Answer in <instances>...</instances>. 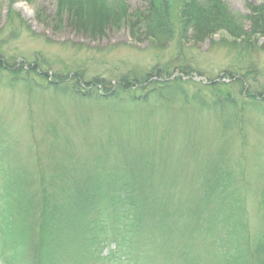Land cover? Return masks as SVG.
Returning a JSON list of instances; mask_svg holds the SVG:
<instances>
[{
    "label": "trees",
    "instance_id": "16d2710c",
    "mask_svg": "<svg viewBox=\"0 0 264 264\" xmlns=\"http://www.w3.org/2000/svg\"><path fill=\"white\" fill-rule=\"evenodd\" d=\"M21 1L30 0H8L0 29L7 33L0 39L1 89L84 106L105 124L100 129H119L125 116L134 117L130 126L142 118L145 124L173 106L211 114L235 140L245 116L264 118V89L250 81L260 53L252 37H264V7L253 9L246 32L221 0H145L135 10L125 0H57V26L67 17L90 40L125 28L156 61L146 74L127 71L111 81L86 79L84 71L69 67L49 74L46 61L35 57L17 62L5 47L22 34L33 36L12 9ZM219 32L231 38L219 42L235 58L206 85L185 82L199 87L188 94L174 73L200 74L182 41L199 44ZM124 130L100 131L98 142L77 146L49 128L50 140L41 149L33 142L27 161L11 158L13 147L0 137V264H264V165L254 181L240 164L220 156L216 164L210 159L198 167L195 189L182 192L172 182L165 190L163 165L147 154L155 151L147 143L144 153L133 148Z\"/></svg>",
    "mask_w": 264,
    "mask_h": 264
},
{
    "label": "rangeland",
    "instance_id": "374dc122",
    "mask_svg": "<svg viewBox=\"0 0 264 264\" xmlns=\"http://www.w3.org/2000/svg\"><path fill=\"white\" fill-rule=\"evenodd\" d=\"M56 1H21L12 6L33 35L28 38L22 34L5 47L12 57L17 58V62L25 61L23 57L30 62L35 57L46 61V66L51 70L49 74L69 67L71 70L84 71L86 79L101 77L111 81H114L111 77H119L127 71L146 74L156 65L146 45L133 43L125 28L110 30L103 39L90 40L71 27L72 21L67 17L62 16V22L57 26L54 24L56 20H53ZM125 2L131 10L141 9L146 5L145 0ZM221 3L231 15L242 19L243 30L246 32L251 30L253 9L264 7V0H221ZM8 7V0H0V29L7 22ZM6 37V32L0 34V39L5 40ZM252 39L260 53L255 61L258 64L256 76L254 74V79L250 81L256 87L264 89V37L254 36ZM220 40L232 41L225 32H219L210 40L199 44H193L188 39L182 41L184 48L192 56L189 58L196 68L195 71L200 74L181 77L178 72L174 73L173 78H181L184 83L181 86L188 94L198 91L199 87L186 85L185 82L206 85L209 80L222 76V71L234 60L235 55L227 54V49ZM174 49L172 47L170 51L162 54V60H169ZM3 76L6 77L5 74H0V79ZM207 96L209 95L206 94ZM52 102L44 98L29 100L20 88H0V126L5 133V136L0 133V137L5 138L4 141L13 147L11 158L16 155L27 161L31 156H27L28 150L33 142H36V148L41 149L50 140L47 134L49 128H52L53 135L64 134L77 146L93 139L98 142L104 136L100 131L120 132L125 128L124 138L133 148L138 147L143 153L149 147L155 151L147 154H155L154 160L161 161L165 190L169 189L167 186L172 182L173 189H180L182 192L195 189L194 184L198 182L200 175L197 174L198 167H204L205 162H211L210 159L216 164L220 156L230 159L229 164L232 166L240 164L254 181L264 165V118L258 119L257 115L245 116L242 133L240 135V131L236 132L234 140V136L225 137L216 118L205 112L166 106L161 113L149 117L145 124L141 123L145 119L142 118L135 127L133 124L130 126L134 117L128 120L129 116H125L119 129L114 126L100 129L97 125L103 128L105 124H102L93 110L90 113L84 106L66 101ZM131 128L135 130L131 131ZM152 130L154 132L148 134ZM121 135L123 136L122 133ZM142 143H147L149 147ZM105 145L107 148L112 146L109 143ZM173 174L176 176L174 179ZM251 203L253 204H249L248 208L253 212L255 203Z\"/></svg>",
    "mask_w": 264,
    "mask_h": 264
}]
</instances>
